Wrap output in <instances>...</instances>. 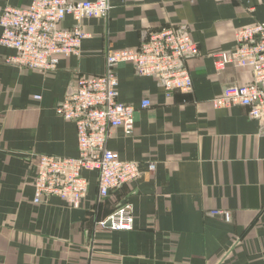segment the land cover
I'll return each instance as SVG.
<instances>
[{
  "label": "crops",
  "instance_id": "0c3cea01",
  "mask_svg": "<svg viewBox=\"0 0 264 264\" xmlns=\"http://www.w3.org/2000/svg\"><path fill=\"white\" fill-rule=\"evenodd\" d=\"M33 1L0 0V17L6 5ZM110 4L107 18L83 22L81 55L61 58L54 71L11 64L15 50L0 45V264H264V125L246 107L212 102L226 86L252 81L249 69L218 71L212 55L233 48L238 29L264 21V0ZM168 26L190 30L198 43L191 91L168 97L132 64L117 69L119 100L137 108L136 121L130 136L113 129L108 148L138 161L141 177L100 198L98 172L84 170L89 190L80 207L59 197L35 203L27 157L78 155L75 124L56 112L76 77L104 74L108 49L138 47ZM145 98L152 105L141 108ZM125 203L132 229L101 225Z\"/></svg>",
  "mask_w": 264,
  "mask_h": 264
},
{
  "label": "built area",
  "instance_id": "2783aa9c",
  "mask_svg": "<svg viewBox=\"0 0 264 264\" xmlns=\"http://www.w3.org/2000/svg\"><path fill=\"white\" fill-rule=\"evenodd\" d=\"M110 9V0H34L25 7L6 5L0 17V45L15 50L8 59L11 64L34 71H54L61 58L81 55L86 37L83 22L92 17L107 18ZM68 17L73 20L71 26L65 25ZM235 39L233 48L212 55L214 66L218 71L228 67L249 69L252 81L226 86L212 100L213 105L217 109L246 107L248 117L264 125V21L238 29ZM199 54L190 30L168 26L149 33L138 47L108 49L104 74H79L56 106L57 114L76 126L78 155L36 153L27 157L35 167L31 181L33 201L43 203L59 197L71 208L80 207L89 190L84 170L98 172L100 198L141 177L138 161L123 159L108 148L113 129L122 128L130 136L136 121L137 108L119 100L117 69L132 64L139 75L156 79L171 97L174 90L193 89L188 63ZM151 105L152 100L145 98L141 108ZM155 169L156 164L149 163V171ZM230 216L225 213L227 220ZM133 223L130 203L119 205L101 221L102 226L115 230H130Z\"/></svg>",
  "mask_w": 264,
  "mask_h": 264
}]
</instances>
